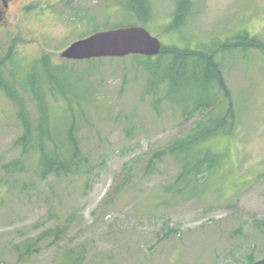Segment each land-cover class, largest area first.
<instances>
[{"label": "rangeland", "instance_id": "rangeland-1", "mask_svg": "<svg viewBox=\"0 0 264 264\" xmlns=\"http://www.w3.org/2000/svg\"><path fill=\"white\" fill-rule=\"evenodd\" d=\"M177 2L79 0L66 7L69 19L57 14L66 9L62 3L39 16L30 11L34 16L24 18L17 12L18 18L0 26V67L17 52L7 67L26 82L43 55L71 62L61 53L74 41L130 25L145 27L164 48L216 44L238 127L233 135L215 139L224 154L207 186L213 192L190 200L173 196L167 187L179 167L169 155L147 168L152 155L190 131L202 113L184 114L176 97L157 103V96L147 92L151 73L138 54L95 58L89 80L99 101L84 103L90 110L81 146L90 165L82 175L46 181L35 176V155L23 154L15 144L23 133L19 106L0 88V259L64 264L67 253L78 251L84 264H253L264 258V0H192L184 25L174 26ZM143 4L147 15L142 17L130 9H145ZM68 68L87 71L90 65L80 60ZM15 89L37 116L35 101ZM159 90L163 94L165 86ZM223 96L217 111L227 107ZM67 124L60 120V127ZM18 158L26 163L24 171L3 184V166ZM69 217L74 220L62 240L18 261L13 244Z\"/></svg>", "mask_w": 264, "mask_h": 264}, {"label": "trees", "instance_id": "trees-1", "mask_svg": "<svg viewBox=\"0 0 264 264\" xmlns=\"http://www.w3.org/2000/svg\"><path fill=\"white\" fill-rule=\"evenodd\" d=\"M191 1L178 0L174 26L184 25ZM139 8L130 6L141 17L147 15L146 6L145 9L142 6ZM229 45L230 40L224 44L226 48ZM217 51L216 44L207 49L164 48L162 45L160 54L156 56H136L151 73L147 92L157 96V103L163 97H176L184 114L202 113L200 121L190 131L172 138L165 148L152 155L147 165L152 170L154 162L171 156L179 172L167 190L184 200L206 197L207 193L213 192L207 190V186L212 176L219 173L224 154L216 146L215 139L222 134L233 135L238 127L237 110L225 81L223 64L216 59ZM15 53L13 51L1 62L0 88L19 106L18 116L23 133L16 139V146H20L25 155H35V176L38 179L46 181L51 176L85 174L90 165V156L81 146L80 132L89 121L90 108L84 109L85 101H92L94 105L99 101L97 91L89 80L94 73L95 60H87L91 69L76 71L68 66L78 61L56 62L51 55L45 54L38 60L40 67L28 73L27 81L19 82L15 73L7 67L9 62L14 61ZM162 85L165 86L163 94L159 90ZM15 86L23 89L35 101L37 116H32L28 111ZM184 90L188 91L189 97H182ZM221 96L228 99L224 112L217 111L222 103ZM62 119L68 120L65 127L59 125ZM25 164L21 158L6 163L3 166L4 177L1 178L3 184L8 185V180H5L8 176L23 172ZM73 220V217H69L58 221L39 235L13 244L18 261L33 256L45 243L62 240ZM262 227L264 229V224ZM83 257L82 251L67 253L64 264H84ZM0 264L8 262L0 259Z\"/></svg>", "mask_w": 264, "mask_h": 264}, {"label": "water", "instance_id": "water-1", "mask_svg": "<svg viewBox=\"0 0 264 264\" xmlns=\"http://www.w3.org/2000/svg\"><path fill=\"white\" fill-rule=\"evenodd\" d=\"M162 42L145 27L130 25L97 31L71 43L62 53L66 60H89L102 57H124L130 54L156 56ZM264 264V258L253 263Z\"/></svg>", "mask_w": 264, "mask_h": 264}, {"label": "flooded vegetation", "instance_id": "flooded-vegetation-1", "mask_svg": "<svg viewBox=\"0 0 264 264\" xmlns=\"http://www.w3.org/2000/svg\"><path fill=\"white\" fill-rule=\"evenodd\" d=\"M79 0H0V26H4L19 17V14L24 18L32 17L36 12V15L45 13L46 10H52L61 3L66 8L75 7ZM63 12L57 13L61 19H69L72 16L69 15L68 9ZM30 11L32 13H30ZM19 12V14L17 13ZM253 33L249 32V38L246 39L247 43H252ZM247 37V36H246Z\"/></svg>", "mask_w": 264, "mask_h": 264}]
</instances>
